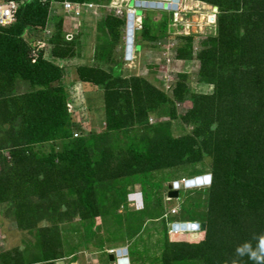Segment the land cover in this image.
<instances>
[{"label":"rangeland","instance_id":"374dc122","mask_svg":"<svg viewBox=\"0 0 264 264\" xmlns=\"http://www.w3.org/2000/svg\"><path fill=\"white\" fill-rule=\"evenodd\" d=\"M129 1L86 0L93 10L80 19L62 12V2L41 1L49 14L44 35L37 36V62L56 67L50 72L58 80L49 87L67 95L70 139L50 134L44 144L26 140L29 122L50 118L37 101L43 89L0 66V264H117L109 255L122 249L128 264H204L190 244L203 242L205 231L191 227L177 234L173 224L207 227L230 203L243 213L241 196H235L241 188L250 193L245 227L232 234L250 250L264 238V107L258 103L264 0H181L172 12L137 9ZM133 9L139 22L126 60ZM26 43L35 48L34 40ZM256 113L263 118L249 124ZM109 116L119 119V133H107ZM86 139L92 146L84 162L63 166ZM169 140L188 142L191 161L169 151ZM128 143L152 153L160 169L147 171L148 160L134 158ZM84 170L98 180L90 196L92 231ZM143 170L147 182L140 179ZM202 175L211 177L209 184L169 197L175 182ZM215 175L220 204L212 198ZM127 197L141 202L128 205ZM209 249L211 264L248 262L247 252L235 251L229 262L215 246Z\"/></svg>","mask_w":264,"mask_h":264},{"label":"trees","instance_id":"16d2710c","mask_svg":"<svg viewBox=\"0 0 264 264\" xmlns=\"http://www.w3.org/2000/svg\"><path fill=\"white\" fill-rule=\"evenodd\" d=\"M3 1L5 3L10 0ZM41 1L43 0H25V3L20 7L16 14V22L13 24V26L8 28H0V59L2 61L0 63V66L3 67V69L7 73L9 72L8 74L10 76H19L25 78L30 81L33 85L42 88L43 91L40 93V96H37V101L40 103L41 108H43L50 114V118H42L38 121L29 122V125L26 128V140L32 144H44L48 141V136L50 134H54L55 138L58 140L70 139L73 136L72 134L74 131V126L72 125L66 106L67 95L65 94L64 89H54L49 87L50 84L55 83L58 80L57 76L53 75L50 72V67L55 66L43 61V59L41 58L36 64H33L31 60L32 48L27 46L26 43V41L37 40V36L40 33L42 34V36L44 35L43 28L46 26V18L49 14V10L47 6L44 7L41 5ZM47 1L51 2L52 0ZM57 1L62 3L63 1L65 2V0ZM68 1L73 3H86V0ZM116 23L117 22H115L114 25H116ZM143 23L144 25H146L147 22L143 21ZM144 30L145 31H142V34L146 36L148 32V27L144 26ZM258 94V103L264 107L263 86H259ZM260 118H263V115L259 114L258 117L256 113L254 117L248 120L249 124L258 121ZM108 122L109 126L107 128V133H119V131L121 130V124L119 119H115L114 116H109ZM249 132L251 131L249 130ZM253 132L255 133V139L263 140L261 136L258 137V131L253 130ZM89 137L91 138V134ZM168 143L171 144V146ZM168 143H164V145L168 144V150L172 151L175 156L180 157L181 162L189 160L191 161V158L189 156V150L185 148V146H188V142H184L182 140H179L177 142L169 140ZM193 144L196 145L194 142ZM90 146H92V141H87L86 139L85 143L80 146H77L75 151H73L74 154L72 155V157H70L67 162L64 161L62 165L65 166L69 164V161L73 163H77V161H80V163H83L84 153ZM190 148L193 153L191 157H194L196 151L193 150V147ZM127 149L128 151H131V154L134 158L138 160H148L147 165L144 166L147 171L152 172L153 169H160L156 165V157L149 151L139 149L136 144L130 143H128ZM89 172L90 170L83 171V179L86 180V189L83 193V203L84 206L89 208L90 219L91 217L92 219H94L92 221L93 223L89 227L90 231H92L93 226L95 224L96 216L93 212L94 204L90 196L93 192V186L98 182V180L93 177V175H91ZM145 173L146 171L143 170L140 176V179L143 182H147V175ZM158 186L160 185L158 184ZM219 186L220 180L219 178L217 179L215 175L214 180L211 184V191L212 198H216V202H218V195L220 196V194H222V190H218ZM248 191L249 190L245 188H241L239 192H235V196H241L239 205L240 207H242L243 213L237 207L230 208L232 203H230L228 206H224L222 211V213L224 214L221 217H216V215L214 214V216H211L208 219V226L205 230V240L199 244H190L191 248L194 247L192 251L200 254V257L204 260V264H211L209 258L212 252L210 251L209 247L212 246H215L220 252L224 253L227 256L229 262L234 261L235 251L238 247H240L243 240H240L241 237L233 235L232 230L241 231L245 227V218H243V216H246L247 213V199L248 196H250V193H248ZM118 198L121 201H124V199L122 200L121 196H119ZM233 201L236 203L239 201V199L234 197ZM125 203L127 204V201ZM218 203L220 204V202ZM214 205L216 208H220V205ZM218 210L219 209H216L215 211L217 212V214H219ZM242 235L244 236L245 234ZM170 246H175V243H172ZM181 246H184V244ZM190 253L192 252L190 251ZM168 258H170V255L168 256ZM177 263H179V261H177ZM247 264H257V262L253 259H250L248 256Z\"/></svg>","mask_w":264,"mask_h":264},{"label":"water","instance_id":"95a60500","mask_svg":"<svg viewBox=\"0 0 264 264\" xmlns=\"http://www.w3.org/2000/svg\"><path fill=\"white\" fill-rule=\"evenodd\" d=\"M155 1H162V0H147L143 2H139V0H135L134 7L137 9L143 8V9H156V10H166V11H175L177 9V0H171V3L169 4H162L160 2H155ZM156 3V5L154 4ZM134 15L136 16V11L134 13H130L127 15V41H126V48H125V58L126 60L131 59L134 47H133V36H134V29H133V21H134ZM211 177L208 176H197L194 179L192 178L191 180H188L186 182V186H194V185H205L210 182ZM169 197L174 198L179 196V191L178 190H172L169 193ZM193 227L194 229H197L196 226L190 225V224H176L174 226V230H186ZM201 230L205 231L206 230V224L202 223L201 224ZM117 256L122 257L117 259L118 264H128L127 258L124 256L126 255V250H117ZM109 260L114 261V256L109 255ZM49 264H54V263H49Z\"/></svg>","mask_w":264,"mask_h":264},{"label":"built area","instance_id":"2783aa9c","mask_svg":"<svg viewBox=\"0 0 264 264\" xmlns=\"http://www.w3.org/2000/svg\"><path fill=\"white\" fill-rule=\"evenodd\" d=\"M167 1L171 3V0H167ZM24 3L25 0H10L3 4H0V28L9 27L16 22V14ZM180 3L181 0H178V8ZM58 4H60L59 6L61 7L62 12L69 15L71 18H75V19H80L81 17H83L84 11L90 12L93 10V5L87 3H72L65 1L63 3H58ZM135 21L139 22L138 20ZM67 37L69 38V35H67ZM34 42L36 45L35 48L31 47L32 48L31 59H32V63L36 64L38 53L40 51V47H38L37 45L40 44L38 43V40H35ZM74 136L76 137V139H78L77 134H75ZM112 253H114V251H112Z\"/></svg>","mask_w":264,"mask_h":264},{"label":"clouds","instance_id":"9594fccd","mask_svg":"<svg viewBox=\"0 0 264 264\" xmlns=\"http://www.w3.org/2000/svg\"><path fill=\"white\" fill-rule=\"evenodd\" d=\"M135 1V0H134ZM143 1H147V0H139V2H143ZM178 1V0H177ZM162 4H164V5H166V4H168L169 2L167 1V0H162V1H160ZM166 3V4H165ZM177 8H178V3H177ZM140 9H143V8H140ZM177 10V9H176ZM135 12V9H133V11H131V12H129V13H127V15L128 14H130V13H134ZM172 12V11H171ZM137 16H135L134 15V21H133V24L136 22L135 20H137ZM133 29H134V26H133ZM134 37V36H133ZM205 176V175H204ZM206 176H208V177H210L209 175H206ZM208 184H209V182H208ZM205 185H207V184H205ZM196 185H194V186H192V187H188V186H186V184H182L181 185V182H179V181H177V182H175L174 183V190H178V191H180V190H182L184 187H186V188H193V187H195ZM130 194H132L133 196H136V194H140V193H130ZM129 194V195H130ZM128 195V196H129ZM127 204L128 205H132V206H134V207H136L138 204H140V202L141 201H139V202H137L136 203V199H131V198H129V197H127ZM176 224H190V225H193V226H196L198 229H200L201 228V224H199V223H197V222H193V223H185V222H183V223H180V222H177V223H174L173 224V230H174V226L176 225ZM175 231V230H174ZM181 231H183V230H178V232H181ZM236 252H237V254H239V255H243L245 252H247L248 254H249V258L250 259H253V260H255L256 262H257V264H264V238H261L260 239V242H259V245H258V248L256 249V250H250V248H249V246L247 245V244H245V245H243V246H241V247H238L237 249H236ZM109 253H110V251H109ZM117 252H114V253H110L111 255H116L117 256V254H116ZM117 258L119 259V256H117ZM118 264V263H117Z\"/></svg>","mask_w":264,"mask_h":264},{"label":"bare ground","instance_id":"6f19581e","mask_svg":"<svg viewBox=\"0 0 264 264\" xmlns=\"http://www.w3.org/2000/svg\"><path fill=\"white\" fill-rule=\"evenodd\" d=\"M156 3L157 2H160V1H155ZM156 3H154L155 5H156ZM161 3V2H160ZM185 184H186V181H185ZM188 187H192V186H188ZM136 197H139V199L141 198V195L140 194H136ZM136 203H137V201H136ZM174 231V230H173ZM174 233H177V234H179L180 232H178V231H174ZM119 258H122V257H119Z\"/></svg>","mask_w":264,"mask_h":264},{"label":"crops","instance_id":"0c3cea01","mask_svg":"<svg viewBox=\"0 0 264 264\" xmlns=\"http://www.w3.org/2000/svg\"><path fill=\"white\" fill-rule=\"evenodd\" d=\"M130 1H131V0H130ZM130 1H129V2H130Z\"/></svg>","mask_w":264,"mask_h":264}]
</instances>
